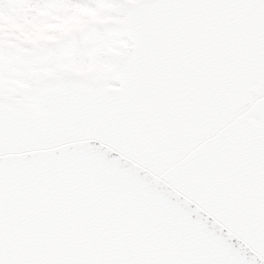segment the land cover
<instances>
[{"label":"snow or ice","instance_id":"1","mask_svg":"<svg viewBox=\"0 0 264 264\" xmlns=\"http://www.w3.org/2000/svg\"><path fill=\"white\" fill-rule=\"evenodd\" d=\"M0 264H264V0H0Z\"/></svg>","mask_w":264,"mask_h":264}]
</instances>
